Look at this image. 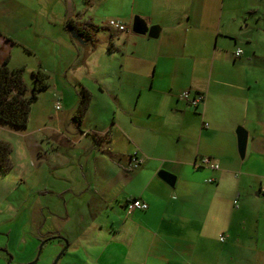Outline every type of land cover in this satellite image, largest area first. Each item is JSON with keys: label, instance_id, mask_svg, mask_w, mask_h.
Segmentation results:
<instances>
[{"label": "crops", "instance_id": "obj_1", "mask_svg": "<svg viewBox=\"0 0 264 264\" xmlns=\"http://www.w3.org/2000/svg\"><path fill=\"white\" fill-rule=\"evenodd\" d=\"M74 5L83 37L59 16L75 58L65 88L54 80V181L41 192L53 194L54 226L39 242H58L56 253L67 245L57 264L263 258L264 0H84L85 17ZM136 17L157 36L135 33ZM113 18L130 29L109 27ZM83 89L91 100L79 119ZM185 90L204 103L189 104ZM239 127L248 132L244 157ZM136 152L143 162L133 168ZM135 198L149 208L129 213Z\"/></svg>", "mask_w": 264, "mask_h": 264}, {"label": "rangeland", "instance_id": "obj_2", "mask_svg": "<svg viewBox=\"0 0 264 264\" xmlns=\"http://www.w3.org/2000/svg\"><path fill=\"white\" fill-rule=\"evenodd\" d=\"M73 2L79 9L77 13L85 17L84 0ZM68 3L69 0H0V60L10 68H22L31 89L33 73L41 66L51 76L49 88L41 91L32 104L26 128L0 124V138L13 146V166L7 172L0 169V264H30L37 256L33 264H53L60 252L56 253L58 242L44 248L39 237L54 226L53 215L46 207L53 194L41 193L50 190L54 181L50 162L51 137L57 129L51 119L58 98L54 80L60 85L59 92L65 88L62 72L66 63L75 58L64 41L69 34L59 21V16L67 14ZM250 264H264V257L253 258Z\"/></svg>", "mask_w": 264, "mask_h": 264}, {"label": "trees", "instance_id": "obj_3", "mask_svg": "<svg viewBox=\"0 0 264 264\" xmlns=\"http://www.w3.org/2000/svg\"><path fill=\"white\" fill-rule=\"evenodd\" d=\"M67 25L69 28L76 29L73 18L68 19ZM78 33L83 37L82 32ZM33 76L34 84L31 89L24 78L22 68H10L6 61L0 63V124H9L16 129L27 127L33 102L41 91L50 86V74L44 69H38L33 73ZM90 100L89 91L83 89L76 118L81 119L84 116ZM12 151V144L0 138V169L4 172L13 166Z\"/></svg>", "mask_w": 264, "mask_h": 264}, {"label": "built area", "instance_id": "obj_4", "mask_svg": "<svg viewBox=\"0 0 264 264\" xmlns=\"http://www.w3.org/2000/svg\"><path fill=\"white\" fill-rule=\"evenodd\" d=\"M107 24L109 27L120 30V31H127L130 29L129 26H127V24L124 23L120 19H115V18L110 19V20H108ZM242 52H243V50L241 48H238L236 51V54L241 55ZM181 98H183L184 100H186L189 104H191L193 106H197L201 103H204V101H205V95L204 94H198L195 96H191L189 90L183 91L181 93ZM60 107H61V103H60V101H57L56 108L60 109ZM131 160H132L131 165L133 168L140 167V165L143 162V158L138 155V152H136L135 154L132 155ZM203 161H204V163L209 164L212 168H218L219 167L218 164L211 163L210 159L207 157H205ZM126 208H127V211L129 213H131L137 209L146 210L149 208V204L147 202L141 200L140 198H135V199L130 200L126 204ZM221 239H224V237H222Z\"/></svg>", "mask_w": 264, "mask_h": 264}, {"label": "water", "instance_id": "obj_5", "mask_svg": "<svg viewBox=\"0 0 264 264\" xmlns=\"http://www.w3.org/2000/svg\"><path fill=\"white\" fill-rule=\"evenodd\" d=\"M75 11L76 10H75L74 2L72 0H69L68 12H67L68 18L72 17L75 14ZM132 30L135 33H139V34L149 33L150 36H153V37L157 36V32L155 31V29L151 28L150 31L148 32V29L146 27H143L142 21L138 17L135 18V21H134L133 26H132ZM71 31L75 37H77L78 39L81 40V38H82L81 35L79 33H77V31L74 28H72ZM237 134H238V142H239V153H240L241 157H244L245 153H246V149H247L248 132L244 127H239L237 129ZM159 175L170 185H173L175 180H176V176L174 174L166 171V170H161ZM42 246H43V244H41V247ZM66 247L56 256L53 264H57L58 260L60 259L63 252L65 251ZM37 259H38V256H37L36 260ZM35 261H33L30 264H33Z\"/></svg>", "mask_w": 264, "mask_h": 264}]
</instances>
